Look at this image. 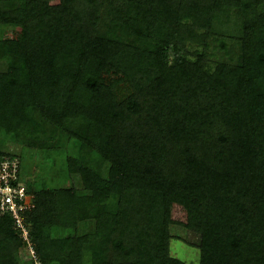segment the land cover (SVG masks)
<instances>
[{
    "label": "trees",
    "instance_id": "trees-1",
    "mask_svg": "<svg viewBox=\"0 0 264 264\" xmlns=\"http://www.w3.org/2000/svg\"><path fill=\"white\" fill-rule=\"evenodd\" d=\"M3 28L0 131L74 143L83 183H28L43 264H189L172 225L199 264H264V0H0ZM23 245L0 214V264Z\"/></svg>",
    "mask_w": 264,
    "mask_h": 264
},
{
    "label": "rangeland",
    "instance_id": "rangeland-1",
    "mask_svg": "<svg viewBox=\"0 0 264 264\" xmlns=\"http://www.w3.org/2000/svg\"><path fill=\"white\" fill-rule=\"evenodd\" d=\"M0 32L4 37H15L18 34V32L10 28L0 29ZM0 149L5 150L6 152L15 153L21 157L22 178L31 183L34 187H41L43 184H46L47 186H74L79 192L83 191V183L79 174H64L66 153H75L74 143L71 142L66 146L65 153L57 150L44 151L35 148L31 149L22 143H15L7 139L4 132L1 130ZM93 225L94 222H81L78 225V229L82 230ZM63 231L64 232L59 234L66 235L72 230L65 229ZM171 233L174 236L172 237L170 244L172 255L189 264H199L200 249L198 244L200 242V236L180 225H172ZM20 256L23 260L29 259L28 252L23 247L20 250Z\"/></svg>",
    "mask_w": 264,
    "mask_h": 264
},
{
    "label": "built area",
    "instance_id": "built-area-1",
    "mask_svg": "<svg viewBox=\"0 0 264 264\" xmlns=\"http://www.w3.org/2000/svg\"><path fill=\"white\" fill-rule=\"evenodd\" d=\"M21 175L18 157L0 154V214L12 217L14 227L24 241L23 248L35 264H43L31 238L27 214L36 206L35 195Z\"/></svg>",
    "mask_w": 264,
    "mask_h": 264
}]
</instances>
